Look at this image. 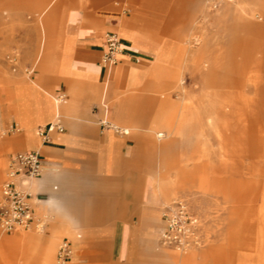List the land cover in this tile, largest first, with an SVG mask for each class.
Here are the masks:
<instances>
[{
	"label": "crops",
	"instance_id": "obj_1",
	"mask_svg": "<svg viewBox=\"0 0 264 264\" xmlns=\"http://www.w3.org/2000/svg\"><path fill=\"white\" fill-rule=\"evenodd\" d=\"M142 2L140 8L125 10L113 0L34 1L38 71L19 79L16 105L4 85L18 80L0 69V149L40 153L43 172L29 189L34 214L46 225L40 233L0 236L5 256L8 248L21 246L29 264H60L58 244L69 241L73 254L68 264H77L95 249L89 246L92 239L109 242L119 236V256L127 258L131 249L138 255L142 243L154 242L162 232L165 199L155 179L156 150L175 142L157 143L154 133L160 138L161 130L186 116L180 103L162 91L170 90L180 74L165 65L164 52L157 54L151 39H177L174 34L180 37L184 28L160 25L153 12L143 9L151 0ZM108 33H115L122 47L112 64L105 59ZM57 118L64 131L43 138L39 129ZM177 135L186 138L188 132ZM5 165L0 162V181ZM133 235L135 244L129 248ZM159 255L185 264L193 253Z\"/></svg>",
	"mask_w": 264,
	"mask_h": 264
},
{
	"label": "rangeland",
	"instance_id": "obj_2",
	"mask_svg": "<svg viewBox=\"0 0 264 264\" xmlns=\"http://www.w3.org/2000/svg\"><path fill=\"white\" fill-rule=\"evenodd\" d=\"M34 1L0 0V69L18 80L4 85L16 105L19 79L38 71ZM113 2L125 10L143 5L142 0ZM143 9L160 25L184 28L180 37L174 34L177 39H151L157 54L164 52L165 65L180 74L162 91L186 116L161 130L164 137L154 133L157 143L175 142L156 150L155 179L165 199L161 230L164 212L183 203L198 219L199 243L184 249L164 245L161 232L126 258L119 256V236L109 242L92 239L89 246L95 249L77 264H173L160 258L164 251L193 253L185 264H264V0H151ZM23 101L31 112L30 100ZM179 130L188 136H178ZM19 150L0 149V162H6L0 187L7 180L9 155ZM42 220L35 217L29 229L0 231V236L40 233ZM134 240L133 235L129 248ZM0 261L29 264L21 246L8 248L6 256L0 252Z\"/></svg>",
	"mask_w": 264,
	"mask_h": 264
},
{
	"label": "built area",
	"instance_id": "obj_3",
	"mask_svg": "<svg viewBox=\"0 0 264 264\" xmlns=\"http://www.w3.org/2000/svg\"><path fill=\"white\" fill-rule=\"evenodd\" d=\"M107 51L105 59L115 61L122 51L118 36L115 33L106 35ZM117 132L128 134L118 127ZM54 131H64L60 118L39 129L40 135L48 139ZM159 137H164L160 133ZM43 172V162L38 151H21L14 154L8 166L7 180L0 187V231L12 233L18 229H29L35 222L32 206L33 192L29 189L32 180L39 178ZM165 228L161 233L164 245L188 248L199 243L198 219L190 214L183 203L176 209L163 214ZM69 241H64L58 248L57 258L60 263L68 262L72 257Z\"/></svg>",
	"mask_w": 264,
	"mask_h": 264
},
{
	"label": "bare ground",
	"instance_id": "obj_4",
	"mask_svg": "<svg viewBox=\"0 0 264 264\" xmlns=\"http://www.w3.org/2000/svg\"><path fill=\"white\" fill-rule=\"evenodd\" d=\"M118 38H119V37H118ZM107 62H108V64H112L113 61L108 60ZM170 110H171V109H170ZM170 110H169V111H170ZM168 113H169V112H167V114H168ZM172 113H174V112H172ZM172 113H171V114H172ZM169 114H170V113H169ZM170 117H171V116H170ZM172 117H173V116H172ZM173 119H174V118H173ZM121 129H123V128H121ZM123 130H125V129H123ZM125 131H128V130H125ZM128 133H129V132H128ZM159 134H160V133H159ZM159 134H158V136H159ZM162 134H164V133H162ZM34 215H35V214H34ZM35 217H38V216L35 215ZM38 218H39V217H38ZM40 219H41V218H40ZM42 221H43V220H42ZM45 225H46V224H45V222L43 221V222H42V227L40 228V230H41L40 232H42V231L44 230ZM20 236H21V235H20ZM63 242H64V241H63ZM68 262H69V261H68ZM68 262L63 263V264H68ZM59 263H60V262H59Z\"/></svg>",
	"mask_w": 264,
	"mask_h": 264
}]
</instances>
